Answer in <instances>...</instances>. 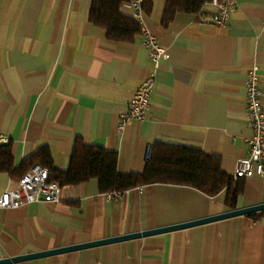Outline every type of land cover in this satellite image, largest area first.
<instances>
[{"label":"crops","instance_id":"1","mask_svg":"<svg viewBox=\"0 0 264 264\" xmlns=\"http://www.w3.org/2000/svg\"><path fill=\"white\" fill-rule=\"evenodd\" d=\"M149 2V3H148ZM149 0L146 23L170 57L154 69L140 34L108 38L90 19L92 0H0V136L14 173L0 171V195L18 186L24 162L43 147L58 170L74 142L118 155L120 174L141 173L148 147L188 146L216 155L233 175L248 154L246 80L258 68L264 109V0H237L226 25L213 9L179 11ZM122 12L129 15L122 8ZM155 72L147 118L118 130L144 78ZM24 164V165H23ZM226 191L208 196L155 183L110 198L97 179L63 187L62 201L0 209V259L101 240L232 210ZM264 202V176L244 179L238 207ZM17 264H264V216H239Z\"/></svg>","mask_w":264,"mask_h":264},{"label":"trees","instance_id":"2","mask_svg":"<svg viewBox=\"0 0 264 264\" xmlns=\"http://www.w3.org/2000/svg\"><path fill=\"white\" fill-rule=\"evenodd\" d=\"M145 0L144 8H147ZM211 0H168L163 22L168 25L177 12L199 13ZM124 0H92L91 21L106 30L108 38L117 41H131L140 34L138 23L122 12ZM149 3V2H148ZM24 164L19 179L33 165L48 167L52 180L62 187L78 186L97 179L102 193L125 192L140 186L155 183L185 185L196 188L208 196L226 191L225 203L231 209L238 207L239 197L244 191V179L234 180L233 175L221 168V160L202 150L188 146L156 143L150 159L141 173L120 174L118 155L102 146L86 144L81 138L74 142L69 167L58 170L47 148L43 147ZM23 164V165H24ZM0 171L14 173L10 145L0 146ZM254 219L264 216V211L248 215Z\"/></svg>","mask_w":264,"mask_h":264},{"label":"built area","instance_id":"3","mask_svg":"<svg viewBox=\"0 0 264 264\" xmlns=\"http://www.w3.org/2000/svg\"><path fill=\"white\" fill-rule=\"evenodd\" d=\"M145 0H124L122 8L140 27V36L149 52L154 69L159 67L161 60L170 57L166 46L152 32L145 20ZM214 11L212 22L215 25H226L237 9V0H211L206 4ZM155 84V72L151 71L142 81L137 92L132 96L127 111L122 114L118 130L122 132L127 123L135 120L144 121L151 107V96ZM246 106L248 123L252 134L248 138V154L238 160L233 173L234 180L264 176V109L262 92L259 86L258 68L249 70L246 80ZM8 138L0 136V144H7ZM153 146L148 147L147 160L150 159ZM51 170L42 165H33L18 180V186L8 189L0 195V209H16L36 202L57 203L62 201L63 187L51 179ZM124 192L106 193L108 197H122Z\"/></svg>","mask_w":264,"mask_h":264},{"label":"water","instance_id":"4","mask_svg":"<svg viewBox=\"0 0 264 264\" xmlns=\"http://www.w3.org/2000/svg\"><path fill=\"white\" fill-rule=\"evenodd\" d=\"M261 211H264V202L255 204L252 206L228 210L220 214H216V215H212V216H208L205 218L192 220V221H188V222H184L180 224H174V225H169V226H164V227H159V228H154V229H149V230H144V231H139V232H133V233L124 234L120 236H113V237H109V238H105L101 240H94L90 242H85V243H80L76 245L60 247V248H54L50 250H44V251L32 252L28 254L13 256V257L1 258L0 264H17L20 262L38 259L42 257H47L51 255H56L60 253H65V252H70V251H75V250H80V249H85V248H90V247H96L100 245L117 243L121 241H126L130 239H136L140 237L175 231L179 229H185V228H189V227H193V226H197L201 224H206V223H211V222H215L219 220L250 215L252 213L261 212Z\"/></svg>","mask_w":264,"mask_h":264}]
</instances>
